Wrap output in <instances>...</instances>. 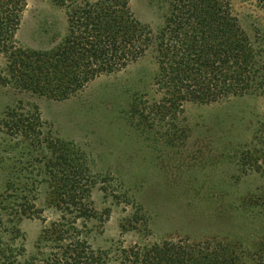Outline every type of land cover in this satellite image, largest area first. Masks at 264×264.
Segmentation results:
<instances>
[{
  "label": "trees",
  "instance_id": "trees-1",
  "mask_svg": "<svg viewBox=\"0 0 264 264\" xmlns=\"http://www.w3.org/2000/svg\"><path fill=\"white\" fill-rule=\"evenodd\" d=\"M56 1L65 11L67 33L51 47L36 49L17 40L28 0H0V85L66 102L97 78L151 58L158 99L132 94L120 120L149 146L169 150L184 147L193 137L181 121L185 104H224L229 110L247 98L264 99V25L243 26L233 13V0H153L165 11L158 26L141 21L130 0ZM241 1L264 12V0ZM224 119L214 123L208 138L196 140L200 159L204 148L209 154L220 149L221 160L208 159L230 161L241 172L264 176V120L254 118L243 127L232 122L237 115ZM0 133L8 138L0 146L22 159L2 168L0 264H264V238L249 250L235 237L96 246V232L110 211L97 206L95 194L106 181L92 172L87 150L49 128L37 105L20 100L1 113ZM40 188L47 207L58 215L50 223ZM148 188L145 192L153 191ZM237 207L264 222V182ZM134 210L130 226L148 229L150 219L138 202ZM33 219L46 226L29 251L22 226Z\"/></svg>",
  "mask_w": 264,
  "mask_h": 264
},
{
  "label": "rangeland",
  "instance_id": "rangeland-1",
  "mask_svg": "<svg viewBox=\"0 0 264 264\" xmlns=\"http://www.w3.org/2000/svg\"><path fill=\"white\" fill-rule=\"evenodd\" d=\"M130 5L143 22L151 26L164 22L165 11L155 1L130 0ZM232 10L243 26L258 21L264 25V12L254 3L233 0ZM67 30L65 11L56 0H28L17 40L23 47L46 49L60 42ZM156 70L151 58H147L120 73L97 78L82 94L66 102L31 96L0 85V115L19 100L37 105L49 128L87 150L92 172L106 181L95 194L97 206L110 211L102 230L96 232V246L185 239L195 243L235 237L245 250L252 249L253 243L264 238V222L240 213L237 206L264 182V176L241 172L230 161L219 162L220 149L209 154V148H204V158L200 159L196 140L213 134L214 123L224 122L227 114L237 115L238 120L232 122L243 127L249 126L254 118L264 120V99L247 98L229 110L224 104H185L181 121L190 128L193 137L180 149H155L120 119L132 94H139L147 101L158 99L153 85ZM5 139L0 133V140ZM197 153L199 158L193 160ZM211 155L220 160H209ZM12 162L20 164V155L6 153V147L0 146V184L4 179L2 168ZM147 188L153 191L145 192ZM38 192L44 217L50 223L58 215L44 202V190L40 188ZM137 202L150 219L148 229L130 226ZM44 226L45 221L40 219L23 223L29 251ZM108 264L120 263L111 260Z\"/></svg>",
  "mask_w": 264,
  "mask_h": 264
}]
</instances>
